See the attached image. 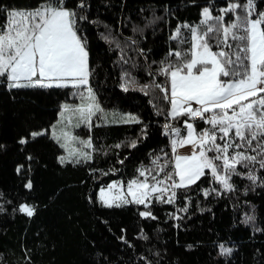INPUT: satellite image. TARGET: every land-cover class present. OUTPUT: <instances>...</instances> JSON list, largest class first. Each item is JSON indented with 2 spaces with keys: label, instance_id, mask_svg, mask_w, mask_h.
I'll list each match as a JSON object with an SVG mask.
<instances>
[{
  "label": "trees",
  "instance_id": "obj_1",
  "mask_svg": "<svg viewBox=\"0 0 264 264\" xmlns=\"http://www.w3.org/2000/svg\"><path fill=\"white\" fill-rule=\"evenodd\" d=\"M233 2L245 0H0V25L8 12L43 4L59 3L75 13V30L88 52L90 88L102 109L77 131L91 141V158L61 163L62 151L48 133H32L48 130L62 104L78 100L75 91L9 89L0 81V264H264V168L258 162L237 165L231 190L206 169L196 183L171 189L162 200L155 195L147 206L105 207L97 198L112 182L143 180L140 170L151 169L158 179L174 170L170 134L178 128L182 136L189 120L168 116L169 100L151 86L165 87L159 69L176 61L170 51L190 50L192 32L184 25L199 27L205 7L216 16ZM255 4L264 11V0ZM232 19L228 13L224 22ZM177 28L180 37L174 40ZM145 85L150 87L142 91ZM116 114L139 123H125ZM194 126L197 133L211 128L201 118ZM158 157L159 167L153 164ZM172 190L174 201L164 202ZM21 205L33 215L21 212ZM143 209L155 219L143 217ZM221 245L231 251L224 253Z\"/></svg>",
  "mask_w": 264,
  "mask_h": 264
},
{
  "label": "snow or ice",
  "instance_id": "obj_2",
  "mask_svg": "<svg viewBox=\"0 0 264 264\" xmlns=\"http://www.w3.org/2000/svg\"><path fill=\"white\" fill-rule=\"evenodd\" d=\"M219 12V15L213 16L208 7L203 9L201 25H207L203 33L198 28L184 25L192 32L191 49L188 52L170 51L169 57L174 56L178 62L162 64L159 69L161 75L168 77L170 96L169 88L156 83L151 86L165 93L164 99L170 102L169 115L173 119L178 116L195 119L199 116L211 128L197 133L192 123L184 121L187 135L173 141V152L177 145H192V154L176 155L174 170L166 172L163 179H157L159 173L152 175L151 169L140 170L139 175L144 180L130 181L126 196L108 195L118 187L115 183L110 184L107 190L101 189L100 200L105 206L119 207L126 203L147 206L150 193L163 194L171 189L186 188L204 176L205 169L211 171L217 182L231 190V176L240 174L236 171L237 165L247 168L250 163L258 162L264 168V95H261L264 93V11L257 12L255 0H245L244 3H229ZM228 13H233L234 19L225 23L224 17ZM5 20L6 23L0 25V77L6 79L9 89L79 88L88 84V52L74 28L75 13L58 3L28 12H8ZM209 21L214 23L209 24ZM179 37L180 29L177 28L172 39ZM213 47L219 51H213ZM122 87L128 91L127 82ZM148 87L145 85L141 90ZM81 99H85L82 94ZM87 100L90 102L74 111L79 113L82 121L90 122L91 117L102 109L90 87L87 88ZM193 102L200 107L193 108ZM64 107L70 110L67 105ZM206 113L211 115L206 116ZM122 119L125 123H139L133 116ZM172 132L180 135L179 129L173 128ZM217 132L221 134L219 137ZM42 134L34 132L32 136ZM218 139L224 143H217ZM25 142L21 140V143ZM81 143L91 147L90 140ZM135 146L133 141L131 147ZM229 149H233L234 154ZM247 150L257 152L261 159L257 161V155L246 154ZM213 151L218 154L209 157L207 153ZM83 155L86 160L91 158L88 153ZM159 159L153 161L158 167ZM165 167L167 165L160 167V171H164ZM149 175L154 183L148 182ZM247 178L254 183L257 179L251 171L247 173ZM167 181L171 183L164 188L158 187ZM26 187L30 189L32 184L29 182ZM205 195L208 193L205 192ZM128 196L132 199H127ZM175 197L176 191L172 190L164 202L172 203ZM157 199L162 200L163 196ZM20 211L33 215V209L27 205H21ZM141 215L155 219L150 211ZM220 247L224 253L231 251L223 245Z\"/></svg>",
  "mask_w": 264,
  "mask_h": 264
},
{
  "label": "rangeland",
  "instance_id": "obj_3",
  "mask_svg": "<svg viewBox=\"0 0 264 264\" xmlns=\"http://www.w3.org/2000/svg\"><path fill=\"white\" fill-rule=\"evenodd\" d=\"M47 5L48 4H43L40 7H45ZM40 7H38V8H40ZM33 10H35V9H33ZM14 11H23V10H14ZM23 12H28V11H23ZM70 12H72V11H70ZM203 18L204 17H203L202 12H201V20ZM205 26H207V25H201L199 27L197 26L195 28H198V30L201 33H203V31L206 28ZM74 28H75V25H74ZM192 43H193V40L191 41V46H192ZM191 46H190V49H191ZM123 57L124 58L126 57L124 52H123ZM165 78H166V80L164 81L165 82V88H169L168 95L170 96L169 80H168V77L165 76ZM0 81H5L6 83H8L6 81V79L3 78V77H0ZM88 87H90V84H89V76H88V84L87 85L80 86L79 88H75V87H72V86H68V87H45V88H72V90L75 91V94H76L75 95L76 96L75 99H78L75 102L63 103L62 106H61V109H60V112L58 114L57 119L49 127V129L48 130H45L44 129V130H41V131L38 132V133H43L42 135L48 133V135L59 145V147H60V149L62 151L61 152V155H60V158H59V160H60L61 163H69V162H77V161L80 162V161H87V160H89V159H87V160L84 159V155L83 154L84 153H88L90 155L91 147H87V146H85V144L81 143L82 141H88V139L82 138L81 136H79L77 134V131L82 126L88 125L89 122L82 121L81 118H80L79 113L76 112V111H74L77 107L81 106L82 104H87V103L90 102V101L87 100V88ZM81 94L85 97V99H83V100L81 99ZM250 99H253V98H250ZM95 100H96V98H95ZM65 105H67L70 110H66L65 107H64ZM192 107L193 108H198L200 106L197 105V104H195V102H193ZM170 109H171V105H170V102H169L168 116H170L169 115ZM205 115L206 116H210L211 114L210 113H206ZM116 116L119 118V120H123L122 118L128 117L127 114H124V115H122V114H116ZM188 122L189 123H192L193 125L195 124V122L194 121H191V120L188 121ZM176 129H178V128H176ZM186 135H187L186 125H185V133L182 136H180V135L177 136L173 132L170 134V139H171L170 142H171L172 152H173V141L174 140H179L180 138L185 137ZM192 152H193V146L192 145H184L183 147L177 145L176 146V149H175V152H173V166H174L175 156L176 155L190 156L192 154ZM207 155L209 156V153H207ZM61 157L64 158L63 161H61ZM176 179L178 180V177ZM148 182L150 184L151 183H154V181H151V180H148ZM114 183L117 184L118 187L115 188V189H113L110 193H108V195H116V194H119V195H122V196H126L127 195V185L128 184L124 185L121 182H112L111 184H114ZM170 183H171V181H167L166 184L159 185L158 187L164 188V187H166ZM101 189L107 190L108 189V186L107 187H104V188H101ZM101 189L98 190L97 198H98L99 202L103 206H105L104 203L100 200V190ZM155 195L161 196L162 193H159V192L158 193H150L149 198L146 201V204L147 205L150 202L151 198L153 196H155ZM127 199L131 200L132 198L130 196H128ZM126 204H129V203H126ZM126 204H121V206L126 205ZM140 205L145 206L144 204H140ZM105 207H107V206H105ZM112 207H116V206H112ZM142 212H149V211L147 209H143L141 211V213ZM143 217H145V216H143Z\"/></svg>",
  "mask_w": 264,
  "mask_h": 264
},
{
  "label": "built area",
  "instance_id": "obj_4",
  "mask_svg": "<svg viewBox=\"0 0 264 264\" xmlns=\"http://www.w3.org/2000/svg\"><path fill=\"white\" fill-rule=\"evenodd\" d=\"M197 119H200V117L199 116H197L195 119H191L190 117H188V116H186V120H191V121H195V120H197Z\"/></svg>",
  "mask_w": 264,
  "mask_h": 264
}]
</instances>
